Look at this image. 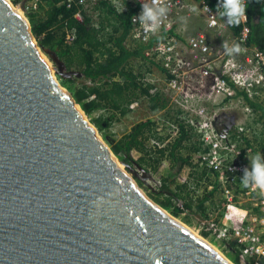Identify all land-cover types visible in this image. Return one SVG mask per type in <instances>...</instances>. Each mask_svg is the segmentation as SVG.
I'll return each instance as SVG.
<instances>
[{
	"label": "water",
	"instance_id": "obj_1",
	"mask_svg": "<svg viewBox=\"0 0 264 264\" xmlns=\"http://www.w3.org/2000/svg\"><path fill=\"white\" fill-rule=\"evenodd\" d=\"M0 0V264H233L151 200Z\"/></svg>",
	"mask_w": 264,
	"mask_h": 264
},
{
	"label": "built area",
	"instance_id": "obj_2",
	"mask_svg": "<svg viewBox=\"0 0 264 264\" xmlns=\"http://www.w3.org/2000/svg\"><path fill=\"white\" fill-rule=\"evenodd\" d=\"M103 1L116 9L122 8L124 2H129L135 8L125 40L127 47H145L144 60L158 63L165 78L167 76L174 82L184 76L179 84L167 83L165 86L166 93L168 89L169 94L178 95L180 98L177 99L185 103L181 105L182 112L180 110L178 117L180 119L187 110L189 119L183 120L192 126L195 133H199L202 141L203 150L194 157L193 164L198 170H205L206 174L200 181L191 180L189 188L195 193L194 198L200 197L204 190H213L214 186H217L215 194H220V200L214 196V205L210 201L206 204L204 214L200 215V227L233 249L244 264H264V193L245 188L240 182L244 169L249 167L243 155L245 146L241 144L242 137L239 142L232 140V131L240 127L239 117L230 110L217 111L207 116L199 109L197 117L191 118L193 102L198 104L200 101L194 98L197 94H193V90L203 88L204 84L212 85L213 89H219L225 84L219 78H214L211 70L212 63L216 60L220 62L225 57L222 48L224 42L229 46L236 43L245 49L241 58L228 56L224 65L234 82L243 86L247 98L252 99L256 88L264 90V52L256 46L247 45L250 34L247 26L248 8L251 0H246V19L242 20L238 36L231 32L226 21L218 14L220 0H213V3L207 0H160L168 6L169 13L155 34L146 33L136 19L142 12V4H151L152 0H67V6L74 4L78 7L74 14L78 23L83 25L88 18L98 28L97 6ZM37 6L38 0H31L26 8L36 9ZM66 37L69 38L68 35ZM181 69L184 75L180 76ZM229 86L234 90L232 85ZM246 109L251 111L248 106ZM260 126L263 127V124ZM177 128L175 124L174 134ZM238 129L241 130V127ZM157 131L160 132L159 128ZM237 136L240 137L239 134ZM208 178L213 179L208 181ZM238 185L242 186L240 193L236 192ZM202 186L203 190L200 189ZM175 203L182 208L180 200Z\"/></svg>",
	"mask_w": 264,
	"mask_h": 264
},
{
	"label": "trees",
	"instance_id": "obj_3",
	"mask_svg": "<svg viewBox=\"0 0 264 264\" xmlns=\"http://www.w3.org/2000/svg\"><path fill=\"white\" fill-rule=\"evenodd\" d=\"M207 1L213 3V0ZM43 2L48 3L43 17H39L32 8L25 11L32 35L38 47L51 60L52 53L63 63L64 71L73 70L81 74L80 78L73 76H58V78L61 85L67 87L84 114L90 117L98 131L107 127L116 118V114L123 116L128 113L139 98L146 97L151 110L164 107L160 93L152 91L153 85L145 80V76L133 64L137 59H144L145 47L139 45L130 48L125 44L131 28L130 19L135 11L129 2H124L123 7L119 9L107 2H100L97 6L98 28L94 27L88 18L85 24L78 23L74 18L78 7L74 4L68 7L67 0H38V4ZM223 19L227 22L226 17ZM247 26L250 30L247 45L256 46L264 52L263 0L250 1ZM228 27L234 35L238 36L242 22L238 26L228 25ZM67 35L69 38L66 37ZM229 85L232 84L229 83ZM241 94L251 107L261 109V117L264 118V109L250 101L243 92ZM107 111L112 112L107 113ZM97 112L99 114L93 117ZM176 121L177 132L173 134L171 140L167 138L169 134L159 136L154 127L155 123L151 119H146L132 126L131 130L121 138L110 139V149L121 162L130 166L135 164L147 170L156 171L160 160L167 159V165L172 166L169 177L173 179L178 177L183 166L193 165L194 168L189 172L186 181L182 182V188L188 191L189 200L186 201L184 196L174 192H168L165 200H160L156 196L153 198L161 207L170 208L172 216H178L184 211L190 212L191 203L194 200H196V208L204 214L208 201L212 205L216 201L214 194L217 186H214L211 191L204 190L200 197L193 200L191 196L193 191L189 188V182L200 181L206 171L198 170L192 163V156L194 153L201 152L203 148L199 140H193L197 134L192 126L182 119H176ZM150 138L159 141L161 146H146ZM132 151L140 154L138 160L132 158ZM173 200H180L182 208ZM206 235L207 232H203V236ZM209 244L217 249L211 243ZM233 262L243 263L237 253L233 257Z\"/></svg>",
	"mask_w": 264,
	"mask_h": 264
},
{
	"label": "rangeland",
	"instance_id": "obj_4",
	"mask_svg": "<svg viewBox=\"0 0 264 264\" xmlns=\"http://www.w3.org/2000/svg\"><path fill=\"white\" fill-rule=\"evenodd\" d=\"M9 1L14 7H17V4L21 0H9ZM30 1L27 0L25 4L28 5ZM47 7H48V3L43 2L42 4L39 3L37 8L34 10L37 12V15L39 17H43ZM27 10H30V7L28 8L25 7V10L24 11L20 10V12L23 13L25 16V11ZM250 49L251 48H249V50ZM41 52L45 57V59L49 62L50 66L53 69H55L56 65L53 63L50 57L47 54H45L42 50ZM244 53H245V49H243V47L241 46V53L234 54L233 57L236 59L241 58L244 55ZM227 57L228 55L225 54V57L222 60H220V62L216 60L215 63L211 64L212 67L211 70H213L214 72L213 75L215 76L214 78H219L220 82L221 80L225 82V84L221 88L213 89L212 85L209 86L204 84L203 88L200 89L197 88L193 90V94H197V96H195L194 98L196 100L199 99L200 101L198 102V104L193 102L194 108L191 109L194 110L192 112L193 116H191V118L197 117L196 113L198 114L200 112L199 109H202L203 114L206 113L207 116L212 115L214 112L221 110H230L237 113L239 117L238 122H239V126L241 127V130L238 129L240 127H236L238 132L236 131V129L232 131L233 133L232 140L239 142L241 137L242 139L244 138V140L241 143L242 145L245 146L243 155L250 170V160L248 158L253 157L256 153H261L262 155H264V125L263 127L260 126V124L264 123V118L261 117V109H254L243 98V95L241 94L242 92L244 93L243 86L236 84V82H234V80L231 78V75L229 74L228 70L225 68L224 64ZM133 64L135 65V67L139 69L141 74L145 76V80H147L149 83L153 85V87L155 88L153 92H161L160 96L162 98L161 100L164 102V107L157 110H151L149 106V100L146 97L139 98L132 105L128 113H126L123 116H119L116 114V118L102 131H98L97 128L92 124L90 117L85 115L89 123H91L95 127L99 137L102 139V141L109 149H110V145H109L110 139L117 140L121 138L123 135L127 134L131 130L132 126L146 119H151L155 123L154 127L159 136H166V134H169L167 135L168 136L167 138H169L168 140H171L174 136L173 126L177 123L176 119H179L178 115L181 114L179 113L180 110L182 112L181 105H185L183 101L177 99L180 98L178 95L169 94L168 89L166 93V86H165V84L167 83L175 84L177 82L179 84L180 79L184 77L181 76L184 75L182 74L183 69L179 71V75L181 77L177 78L173 82V80L170 79L169 77L167 76L166 78L164 77L161 66L158 63H155L154 61L149 62L144 59H137L133 62ZM54 75L57 81L60 83L58 78L59 75L56 74ZM229 83L232 84L234 90L231 89ZM63 87L69 92L66 86ZM226 88H229V90L227 91ZM253 92L254 94L252 95V99L250 101L260 105L264 109V90L256 88L253 90ZM246 106H248V108H251L250 112L246 109ZM110 112L107 111V113ZM98 114L99 112L94 113L93 117L97 116ZM187 114L188 111L186 110V113H184V115H182L180 119L182 120L189 119L187 117ZM158 128L160 132L157 131ZM196 134L198 136L196 135L193 138V140H199L202 144L199 133L197 132ZM238 134L240 135V137L237 136ZM151 141H153V143H151ZM153 145L161 146L159 141H157L154 138H150L147 141L146 146L152 147ZM183 151L185 152V149H183ZM196 155L198 154L197 153L193 154L192 163L194 162V157ZM131 156L133 159L138 160L140 154L137 151H132ZM167 164H168V160L163 158L160 160L158 169L156 171L147 170L144 167H142L145 171V174L143 175L144 182L136 178L132 173H130L124 167L123 169L135 181L138 187L154 202L155 200L153 197L155 196L158 197V199L160 200H165L168 197L167 194L168 192L180 193V195L184 196V199L186 201L189 200L188 191L185 188L184 189L182 188V182L186 181L189 172L193 170L194 166L193 165L183 166L178 174V177L176 179H173L169 177L170 169L172 168V166H169ZM131 167L135 169V171H137L139 175L142 176V172L137 168V165L132 164ZM212 179L213 178H208V181H211ZM241 187H242L241 185H238L236 187L237 193H240ZM200 189L203 190V186ZM194 194L195 193H191L193 200L195 199ZM215 197L217 198V200H220L219 192L215 194ZM238 201H240V199H238ZM173 202H175V200H173ZM195 204H196V200H194V202L191 203L192 209H190L191 210L190 212L188 213L183 212L178 216H174V217L183 224H185L187 227H189L193 232H195V234L199 235L200 237L211 243L213 246H215L218 252H221V254H223L229 261L235 264V262H233V257L236 255V252H234L233 249H230L229 247L224 245V243L219 239H217L215 236L209 234L203 236V232L205 231L200 227L201 213L196 208ZM164 209L171 214L170 208H164Z\"/></svg>",
	"mask_w": 264,
	"mask_h": 264
},
{
	"label": "clouds",
	"instance_id": "obj_5",
	"mask_svg": "<svg viewBox=\"0 0 264 264\" xmlns=\"http://www.w3.org/2000/svg\"><path fill=\"white\" fill-rule=\"evenodd\" d=\"M246 0H220L217 12L222 18H227V24L238 26L246 19ZM169 8L160 0H152L151 4H142V12L136 17L146 33L155 34L167 18ZM225 54L233 56L241 53V46L234 43L229 46L227 42L222 44ZM250 160V170L244 169V175L240 181L245 188H252L264 193V155L256 153Z\"/></svg>",
	"mask_w": 264,
	"mask_h": 264
},
{
	"label": "bare ground",
	"instance_id": "obj_6",
	"mask_svg": "<svg viewBox=\"0 0 264 264\" xmlns=\"http://www.w3.org/2000/svg\"><path fill=\"white\" fill-rule=\"evenodd\" d=\"M108 148V147H107ZM119 169L123 170V167L121 165H119ZM204 240V239H203ZM205 241V240H204ZM206 242V241H205ZM208 243V242H207ZM209 244V243H208ZM210 245V244H209ZM215 249V248H214ZM216 250V249H215ZM220 253V252H219ZM221 254V253H220ZM222 255V254H221Z\"/></svg>",
	"mask_w": 264,
	"mask_h": 264
}]
</instances>
